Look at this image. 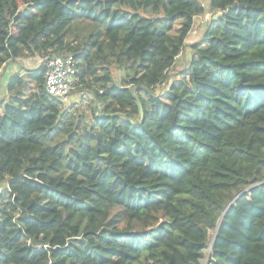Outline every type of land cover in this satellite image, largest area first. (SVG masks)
<instances>
[{
    "label": "trees",
    "instance_id": "1",
    "mask_svg": "<svg viewBox=\"0 0 264 264\" xmlns=\"http://www.w3.org/2000/svg\"><path fill=\"white\" fill-rule=\"evenodd\" d=\"M9 63L0 264H264V0H0Z\"/></svg>",
    "mask_w": 264,
    "mask_h": 264
},
{
    "label": "built area",
    "instance_id": "2",
    "mask_svg": "<svg viewBox=\"0 0 264 264\" xmlns=\"http://www.w3.org/2000/svg\"><path fill=\"white\" fill-rule=\"evenodd\" d=\"M44 86L55 98L65 100L75 87L76 62L71 54L47 55L42 58Z\"/></svg>",
    "mask_w": 264,
    "mask_h": 264
},
{
    "label": "rangeland",
    "instance_id": "3",
    "mask_svg": "<svg viewBox=\"0 0 264 264\" xmlns=\"http://www.w3.org/2000/svg\"><path fill=\"white\" fill-rule=\"evenodd\" d=\"M203 2L205 5L207 4V0H203ZM206 18L207 17H205V16H198L195 18L193 29H192V31H191L188 39H187L188 43L194 42L195 40L199 39V37L202 33V30L205 27ZM176 26H178V25H176ZM189 54H190V52H189L188 48L186 47L183 50V52L177 57V59L175 61V66L171 69L172 73H175V71L182 68L186 64L187 59L189 58ZM25 65L27 67H30V68L38 67V66L42 65V58L41 57H33L30 59H27L25 62ZM115 74L117 75L118 71H116ZM2 88H4L3 85H2ZM74 100H78V98L75 99V97H73V96H68L65 101L66 102H72ZM69 104H71V103H69ZM211 234H212V232H210V236H211ZM208 252H209L208 250L205 251L206 256H208ZM205 261H206V257L202 260V264H205Z\"/></svg>",
    "mask_w": 264,
    "mask_h": 264
},
{
    "label": "crops",
    "instance_id": "4",
    "mask_svg": "<svg viewBox=\"0 0 264 264\" xmlns=\"http://www.w3.org/2000/svg\"><path fill=\"white\" fill-rule=\"evenodd\" d=\"M21 62L25 63V61H21ZM18 70L19 69L16 63H9V64H5L3 69L0 71V102L5 97V91L4 88H2V85L5 87L8 76H10L13 72H16Z\"/></svg>",
    "mask_w": 264,
    "mask_h": 264
}]
</instances>
